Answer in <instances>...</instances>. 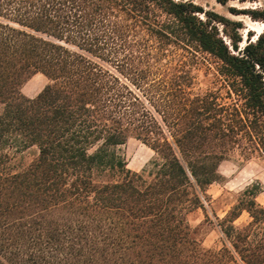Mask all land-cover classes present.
<instances>
[{
  "label": "trees",
  "instance_id": "16d2710c",
  "mask_svg": "<svg viewBox=\"0 0 264 264\" xmlns=\"http://www.w3.org/2000/svg\"><path fill=\"white\" fill-rule=\"evenodd\" d=\"M200 13L193 0H0V264H264L261 182L217 217L219 249L188 220L224 160H264V32L236 54L213 24L229 20ZM201 53L221 62L218 88L200 86ZM36 74L49 82L30 97ZM132 137L154 151L141 171L122 152Z\"/></svg>",
  "mask_w": 264,
  "mask_h": 264
},
{
  "label": "rangeland",
  "instance_id": "374dc122",
  "mask_svg": "<svg viewBox=\"0 0 264 264\" xmlns=\"http://www.w3.org/2000/svg\"><path fill=\"white\" fill-rule=\"evenodd\" d=\"M178 1V0H177ZM200 5L205 13H200L199 16L206 20H214L218 14L222 18L229 20L228 24L214 21L217 26L220 36L230 46L233 53H241L245 45L250 41H254L255 37L259 36L255 24H264V19H254L250 13L253 10L263 11L264 0H193ZM234 22H240L241 28L236 29L237 25ZM238 32L241 36L239 49L235 50L232 46V41L226 32ZM264 27L262 28V33ZM202 54L203 62L195 69V74L198 76L200 86L204 88H218L220 80H218L217 69L221 62L214 56L206 53ZM48 79L42 74L33 76L23 87V92L30 96H36L48 83ZM221 88V87H220ZM32 150L26 161H30L34 156ZM122 152L125 154L128 167L134 171H141L148 161L154 156V151L147 145L136 138H130L125 145L122 146ZM222 174V180L213 183L208 190L211 198L210 204L206 211L199 208L190 213L188 220L196 230V236L201 241L204 247L219 249L222 246V233L217 226V217L223 218L228 210L236 203L239 194L250 184L259 181L264 186V160L252 158L245 160L239 152H235L228 159L224 160L219 168ZM258 202L264 204V192L258 197ZM209 218H207V214ZM249 219L248 213L244 212L236 221V224L245 223ZM236 264V263H233Z\"/></svg>",
  "mask_w": 264,
  "mask_h": 264
},
{
  "label": "bare ground",
  "instance_id": "6f19581e",
  "mask_svg": "<svg viewBox=\"0 0 264 264\" xmlns=\"http://www.w3.org/2000/svg\"><path fill=\"white\" fill-rule=\"evenodd\" d=\"M263 27H264V24H255V27H252V28L253 30L257 31V34H261ZM255 40H256V37H255Z\"/></svg>",
  "mask_w": 264,
  "mask_h": 264
},
{
  "label": "flooded vegetation",
  "instance_id": "af4514ba",
  "mask_svg": "<svg viewBox=\"0 0 264 264\" xmlns=\"http://www.w3.org/2000/svg\"><path fill=\"white\" fill-rule=\"evenodd\" d=\"M258 38V37H257Z\"/></svg>",
  "mask_w": 264,
  "mask_h": 264
},
{
  "label": "water",
  "instance_id": "95a60500",
  "mask_svg": "<svg viewBox=\"0 0 264 264\" xmlns=\"http://www.w3.org/2000/svg\"><path fill=\"white\" fill-rule=\"evenodd\" d=\"M260 35V34H259Z\"/></svg>",
  "mask_w": 264,
  "mask_h": 264
}]
</instances>
